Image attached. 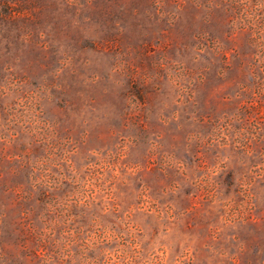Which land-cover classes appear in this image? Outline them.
<instances>
[{
    "label": "rangeland",
    "instance_id": "rangeland-1",
    "mask_svg": "<svg viewBox=\"0 0 264 264\" xmlns=\"http://www.w3.org/2000/svg\"><path fill=\"white\" fill-rule=\"evenodd\" d=\"M0 264H264V0H0Z\"/></svg>",
    "mask_w": 264,
    "mask_h": 264
}]
</instances>
